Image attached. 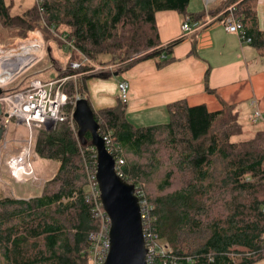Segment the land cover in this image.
Listing matches in <instances>:
<instances>
[{
	"label": "trees",
	"instance_id": "trees-1",
	"mask_svg": "<svg viewBox=\"0 0 264 264\" xmlns=\"http://www.w3.org/2000/svg\"><path fill=\"white\" fill-rule=\"evenodd\" d=\"M221 1V9L235 6V16L241 20L249 44L264 55V32L256 28L251 0ZM37 2L38 7L12 16L5 0H0V23L23 37L41 26V18L48 30L65 27L68 32H60L59 38L72 42L76 52L69 51L70 54L76 53L80 59L93 63L99 57L112 61L117 59L116 54L129 58L147 50L142 58L121 68V72L138 61L156 59L160 67L173 59L168 57L180 39L160 45L156 13L175 11L184 17L183 21L191 22L198 21L203 14L188 13L190 0ZM34 39L35 36H30L28 40ZM72 61L69 58L68 63ZM90 68L85 65L80 70ZM76 73L65 71L56 79ZM64 92L72 101L80 90L73 81H68ZM125 108L126 104L119 101L113 108L93 112L100 136L109 130L122 151L123 179L145 188L142 179L153 176L157 170L160 146L175 171L190 176L185 183L181 179L176 185L170 169L158 180L155 193L147 194L152 207V230L171 250V255L180 264L263 262L264 201L256 197V192L264 190V149L255 145L254 139L242 143L230 140L240 131L230 132L232 127L223 118L235 120L238 130L241 127L233 108L209 112L203 105L188 106L178 101L167 106L168 123L139 128L129 123ZM72 109L68 103L62 108L64 121L55 123L50 130L41 128L37 132L34 153L57 164L56 173L42 195L16 199L3 196L0 190V264H89L88 238L101 224L88 191L87 167L95 162V149L89 133L78 138ZM146 155V164L124 157L140 160ZM217 165L222 167L220 178L216 177ZM247 177L253 182H245ZM226 193L227 199L222 196ZM209 201L216 202L217 207L218 201H222L223 212L211 216V207L206 206ZM191 239H201L202 243L195 245Z\"/></svg>",
	"mask_w": 264,
	"mask_h": 264
},
{
	"label": "crops",
	"instance_id": "crops-1",
	"mask_svg": "<svg viewBox=\"0 0 264 264\" xmlns=\"http://www.w3.org/2000/svg\"><path fill=\"white\" fill-rule=\"evenodd\" d=\"M250 3L255 12L256 28L264 32V0H251ZM218 5L219 2H215L211 6L206 26L184 35L180 29L182 15L175 11L156 13L160 45L180 39L168 57L173 59L160 67L156 59L138 61L124 72L116 71V76L115 72L106 74L93 67L92 74L82 77L86 79L79 92L93 112L117 106V82L125 79L130 93L125 116L136 128L168 123L167 106L178 101L188 106L203 105L209 112L229 106L238 118L241 114L249 122L253 113L264 116V55L225 30L220 17L225 8ZM187 11L200 14L203 8L190 11L187 8ZM203 16L198 21L202 22ZM55 68L57 76L66 71V66L59 63ZM77 75L73 77H81ZM57 76L42 79L39 74L44 82Z\"/></svg>",
	"mask_w": 264,
	"mask_h": 264
},
{
	"label": "built area",
	"instance_id": "built-area-1",
	"mask_svg": "<svg viewBox=\"0 0 264 264\" xmlns=\"http://www.w3.org/2000/svg\"><path fill=\"white\" fill-rule=\"evenodd\" d=\"M216 1L217 0H202L204 5L202 22L183 21L180 27L181 34L192 33L193 31L206 26V24L209 23L208 12ZM220 17L221 23L227 32L236 34L242 43H250V39L245 37V30L241 20L235 16L234 5L227 7L220 14ZM30 33V35L35 36L36 40H38L39 32L34 30ZM30 35L28 36L30 37ZM28 36L22 40L14 42L13 44L8 43L0 45V90L2 91V94L0 95V104L2 108V122L7 124L10 121H15L17 124H22L28 128L31 136L33 130L44 128L45 125L52 124L53 126L57 122L64 121L66 117L62 113V108L69 103L72 104L74 109L75 102L84 97L79 92H76L74 99L71 101L64 92L66 83L72 80L75 83V88L78 89L76 78H74L73 75L63 76L46 82L42 81L37 74L26 76V74L46 56L44 46L37 47L35 52L31 49L27 50L25 48L29 39ZM61 40L67 45L68 48L66 49H68V52H76L72 42L67 41L65 38H62ZM25 58H27V61H25ZM81 60L82 63L74 61L70 62L66 71H77V76L92 74V67L90 69L80 70L85 65L89 66L90 63L86 58H82ZM21 78H24L22 84L20 83L13 89H8ZM117 91L119 101L123 104H127L129 101V84L125 79H121L117 82ZM249 120L251 123H257L258 121L264 122V116H261L259 113H253L249 116ZM101 138L105 144L107 152L114 159L117 175L123 179L120 171L125 161L122 157L120 147L115 143L109 130L102 133ZM31 147L32 144L30 141L28 148H23L16 156H12L6 161L9 173L19 183L26 182L33 178L29 164ZM87 174L89 194L95 202L94 213L101 223L99 230L90 234L88 238L91 244L88 260L90 261V264H102L109 251V220L103 210L99 197L100 194L96 182L95 162L89 164L87 167ZM132 185L134 186V196L139 205L142 236L146 247V263L180 264L181 261L171 255V250L164 245L158 235L152 230L151 224L153 220L150 217L152 207L149 204L143 189L139 184Z\"/></svg>",
	"mask_w": 264,
	"mask_h": 264
},
{
	"label": "rangeland",
	"instance_id": "rangeland-1",
	"mask_svg": "<svg viewBox=\"0 0 264 264\" xmlns=\"http://www.w3.org/2000/svg\"><path fill=\"white\" fill-rule=\"evenodd\" d=\"M216 2L222 3L223 1L217 0ZM6 5L10 8V14L12 16L14 15H21L26 10L32 8L33 6L38 7L37 0H5ZM190 7H188V10L190 11L192 8H200L202 6L203 8V2L202 0H190L189 2ZM218 5V6H219ZM189 6V5H188ZM197 6V7H196ZM45 19L41 18V26L36 27L35 29L39 32L38 39L40 38L41 41L34 39L39 45L44 46L46 56L41 61L37 63V65L31 69L26 76H30L33 74H40V77L42 79H53L57 76V64L59 63L62 67L66 66L68 69L69 63L68 58L71 57V60L74 62L82 63V60L80 57L75 53L73 55L66 50L67 45L59 38L60 32H68V30L65 27H59L57 30H48L44 26ZM17 30L13 28H7L2 26L0 23V45H5L8 43L13 44L16 41L22 40L26 38L28 35H30L31 31L27 32L26 37L19 36L16 33ZM30 33V34H29ZM33 33V32H32ZM33 36V35H30ZM29 37V36H28ZM64 45H63V44ZM62 46V47H61ZM50 48V53L47 51V49ZM147 50H143L140 52H136L131 54L129 58H122L120 56H117L116 54V60L109 61L107 57H99L98 60H96L94 63L90 62V67H97L101 70H104L106 74H110L111 72H116L121 70V68L131 64L132 62H135L136 60L142 58L147 52ZM120 59H119V58ZM99 62H103L104 64L101 65ZM106 62V63H105ZM55 67H54V66ZM100 69H97L99 71ZM69 71V70H67ZM41 72V73H40ZM62 74V73H60ZM87 76V75H84ZM82 77H79L76 79V84L78 86V90L82 89ZM24 78L19 79L14 84H12L8 89H13L16 86H18L20 83L22 84L24 81ZM73 81V80H72ZM130 96V93H129ZM239 123L241 124V127H239V130L236 127V121L235 120H229L226 117L223 118L224 122L227 123V125L231 126L230 132H236L240 131L239 135L233 136L230 138L232 142H247L252 139L255 140V145H257L260 149H264V125L260 124V122H257L256 124H251L245 117L239 116ZM222 120V122H223ZM1 124L5 125L6 132L4 135V139L0 143V190L3 196H9L16 199H29L35 196H40L45 191L46 184L48 181L52 178V176L56 173V165L54 162L47 161L44 159H40L37 157V155L34 153V143L37 136V132L40 129L33 130L32 135L30 136L28 128H26L22 124H17L15 121H10L7 124L2 122ZM218 125H220V121L218 122ZM217 125V126H218ZM226 128V125H224ZM45 128V127H44ZM220 128V127H219ZM229 128V127H227ZM230 129V128H229ZM31 141L32 147H31V153L29 158V164L30 169L32 171L33 178L26 181V182H17L13 176L9 173L6 161L12 157L16 156L20 150L23 148L29 146V142ZM159 152L156 155V158L159 160V165L157 166V170L154 172L153 176H149V178L143 180V183L145 185V188L141 185L140 187L143 189L145 196L147 197V194L153 195L156 190V184L158 180L161 178L164 172L168 170H172L173 172V183L178 184L179 181L182 179V182L185 183L189 178V174L184 172L183 174H179L174 169V164L169 162L167 160V155L163 149H161V146L158 148ZM125 160H133L137 161L140 164H146L147 155L142 157L140 160L133 159L131 156H124ZM221 166L217 165L216 168V177L220 178L221 173ZM55 172V173H54ZM245 182L252 183L253 181L250 178H246ZM138 185V184H137ZM88 191H89V182H88ZM216 189L212 193V197L214 196V199L216 198ZM222 196H225L226 199L228 198V194H222ZM256 197L259 200L264 201V190L263 192L260 191V189L256 192ZM221 198V195H220ZM219 206H216V202L209 201L208 205L206 202V206L211 207V216H217L223 212V209L221 208L222 201H218ZM216 218V217H215ZM191 242L195 245H200L202 243L201 239H191ZM89 261V260H88ZM90 262V261H89ZM90 264V263H89ZM257 264H264V261L259 262Z\"/></svg>",
	"mask_w": 264,
	"mask_h": 264
},
{
	"label": "water",
	"instance_id": "water-1",
	"mask_svg": "<svg viewBox=\"0 0 264 264\" xmlns=\"http://www.w3.org/2000/svg\"><path fill=\"white\" fill-rule=\"evenodd\" d=\"M50 48L47 51L50 53ZM118 72L113 73L116 76ZM2 91L0 90V95ZM77 125V136L90 134L95 149L96 182L103 210L109 220V251L102 264H147L146 247L142 236L139 205L134 196V186L120 178L115 171L113 157L107 152L98 132L93 110L85 98L75 102L71 114ZM2 123L0 104V143L6 132ZM51 125H45L50 130Z\"/></svg>",
	"mask_w": 264,
	"mask_h": 264
},
{
	"label": "bare ground",
	"instance_id": "bare-ground-1",
	"mask_svg": "<svg viewBox=\"0 0 264 264\" xmlns=\"http://www.w3.org/2000/svg\"><path fill=\"white\" fill-rule=\"evenodd\" d=\"M37 47H41V45H39L35 40H28L25 48L27 50H30L31 49V50H33V52H35V49ZM25 61H27V58H25Z\"/></svg>",
	"mask_w": 264,
	"mask_h": 264
}]
</instances>
